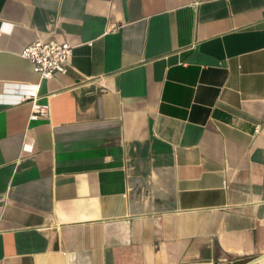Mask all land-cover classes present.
Returning <instances> with one entry per match:
<instances>
[{"label":"crops","instance_id":"crops-1","mask_svg":"<svg viewBox=\"0 0 264 264\" xmlns=\"http://www.w3.org/2000/svg\"><path fill=\"white\" fill-rule=\"evenodd\" d=\"M0 34V264L264 258V0H0Z\"/></svg>","mask_w":264,"mask_h":264},{"label":"built area","instance_id":"built-area-1","mask_svg":"<svg viewBox=\"0 0 264 264\" xmlns=\"http://www.w3.org/2000/svg\"><path fill=\"white\" fill-rule=\"evenodd\" d=\"M1 35V34H0ZM74 46L68 43H59L54 40L36 41L24 47L21 56L27 59L33 68L34 73L39 75L41 80H49L56 75H65L70 68V58ZM21 100L31 98L33 101V112L31 120L49 114V105H40L35 101V91H22Z\"/></svg>","mask_w":264,"mask_h":264},{"label":"bare ground","instance_id":"bare-ground-1","mask_svg":"<svg viewBox=\"0 0 264 264\" xmlns=\"http://www.w3.org/2000/svg\"><path fill=\"white\" fill-rule=\"evenodd\" d=\"M247 264H264V258L255 259Z\"/></svg>","mask_w":264,"mask_h":264},{"label":"rangeland","instance_id":"rangeland-1","mask_svg":"<svg viewBox=\"0 0 264 264\" xmlns=\"http://www.w3.org/2000/svg\"><path fill=\"white\" fill-rule=\"evenodd\" d=\"M252 260H254V259H252ZM252 260L246 261V262H245V263H243V264H247L248 262H250V261H252Z\"/></svg>","mask_w":264,"mask_h":264}]
</instances>
